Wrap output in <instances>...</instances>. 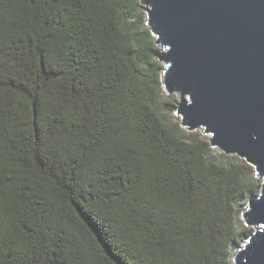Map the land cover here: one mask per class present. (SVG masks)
I'll use <instances>...</instances> for the list:
<instances>
[{"label":"trees","instance_id":"16d2710c","mask_svg":"<svg viewBox=\"0 0 264 264\" xmlns=\"http://www.w3.org/2000/svg\"><path fill=\"white\" fill-rule=\"evenodd\" d=\"M158 51L140 0H0V264H229L258 179Z\"/></svg>","mask_w":264,"mask_h":264},{"label":"water","instance_id":"95a60500","mask_svg":"<svg viewBox=\"0 0 264 264\" xmlns=\"http://www.w3.org/2000/svg\"><path fill=\"white\" fill-rule=\"evenodd\" d=\"M140 1L181 126L201 129L261 181L241 213L253 231L233 264H264V0Z\"/></svg>","mask_w":264,"mask_h":264},{"label":"rangeland","instance_id":"374dc122","mask_svg":"<svg viewBox=\"0 0 264 264\" xmlns=\"http://www.w3.org/2000/svg\"><path fill=\"white\" fill-rule=\"evenodd\" d=\"M169 96H173L176 100L177 99H179V94H172V95H169ZM176 103V102H175ZM173 116H174V118H178V120L180 121V124H181V117H179L178 115H176V113L174 112L173 113ZM182 127V126H181ZM185 129V128H184ZM188 133H190V131H188L187 129H185ZM194 132V131H193ZM197 134H198V137H200L201 139H205V140H207V141H209V143H210V137L208 136V135H205L203 132H202V130L201 129H199V130H197V131H195ZM214 151H215V155H216V157H217V160H222L223 158H222V156L223 155H226L225 153H222V152H220L219 150H217V149H214ZM226 156H232V155H226ZM239 158V157H238ZM239 159H241V158H239ZM241 160H243V159H241ZM244 162H246L245 160H243ZM247 163V162H246ZM254 168V167H253ZM254 176H255V173H254ZM257 178V177H256ZM258 179V178H257ZM258 184H259V187H260V185H261V181L258 179ZM261 190V189H260ZM260 192V191H259ZM246 206H244L243 207V209L245 208ZM240 219H241V217H240ZM241 222H242V224H243V226L246 228V229H248V230H251V232L253 231V229H252V227H249V226H247L246 224H245V222L241 219ZM235 253H236V251H233L231 254H230V256L229 257H231V256H233L234 257V255H235ZM231 258L230 259V262H229V264H233V261H234V258Z\"/></svg>","mask_w":264,"mask_h":264}]
</instances>
